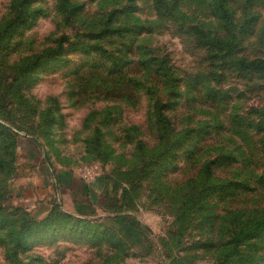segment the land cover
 <instances>
[{
	"label": "rangeland",
	"instance_id": "1",
	"mask_svg": "<svg viewBox=\"0 0 264 264\" xmlns=\"http://www.w3.org/2000/svg\"><path fill=\"white\" fill-rule=\"evenodd\" d=\"M0 264H264V0H0Z\"/></svg>",
	"mask_w": 264,
	"mask_h": 264
},
{
	"label": "crops",
	"instance_id": "2",
	"mask_svg": "<svg viewBox=\"0 0 264 264\" xmlns=\"http://www.w3.org/2000/svg\"><path fill=\"white\" fill-rule=\"evenodd\" d=\"M45 170L48 171L47 168ZM45 175L43 178H40V182L44 187L45 184L47 185V173L44 172ZM79 177V176H78ZM77 177L73 178V174L69 171H61L58 174V182L60 191L62 194V198L65 203L68 204L67 208H72V210L78 211L81 213L83 212V209H87L88 207L92 208L94 203V192L96 188L100 186L98 177L94 178V181L91 183L86 182L85 180H78ZM80 178V177H79ZM98 180V181H97ZM91 188V190H90Z\"/></svg>",
	"mask_w": 264,
	"mask_h": 264
},
{
	"label": "built area",
	"instance_id": "3",
	"mask_svg": "<svg viewBox=\"0 0 264 264\" xmlns=\"http://www.w3.org/2000/svg\"><path fill=\"white\" fill-rule=\"evenodd\" d=\"M84 173V177L82 176V178H84L86 181L92 178L91 174H89V170H86Z\"/></svg>",
	"mask_w": 264,
	"mask_h": 264
}]
</instances>
